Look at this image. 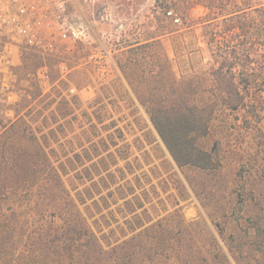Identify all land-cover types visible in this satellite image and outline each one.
<instances>
[{
  "label": "rangeland",
  "instance_id": "obj_1",
  "mask_svg": "<svg viewBox=\"0 0 264 264\" xmlns=\"http://www.w3.org/2000/svg\"><path fill=\"white\" fill-rule=\"evenodd\" d=\"M167 1L163 4L172 6V17L156 9L154 0H103L86 7L122 81L85 45L70 54L45 57L32 49H16L10 92L0 83V146L24 147L36 138L65 190L63 197L50 187L10 195L6 189L24 178L13 177L6 173L7 164L0 165V191L8 195H0V223L23 227L26 238L15 233L13 243H26L20 252L24 260L89 264L86 240L59 236L61 218L55 207H61L84 222L104 251L122 246L124 258L118 264H264V255L252 246L255 223L264 231V114L250 126L243 111L220 115L200 143L215 169H178L151 126L147 107L137 101V96L169 95V74L181 82L212 63L201 23L209 14L216 17V6L206 10L201 0ZM225 1L232 5L228 12L237 16L255 13L249 0ZM263 3L252 5L262 8ZM147 40L154 43L146 59L126 55L127 46ZM29 55L31 65L22 70ZM136 58L141 68L132 76L124 66ZM43 64L49 90L36 80ZM157 74L167 88L153 91ZM125 76L134 82L133 89ZM11 124L16 125L13 130ZM134 210L145 227L160 226L125 246L139 232L131 233L125 225L133 221ZM156 239L164 243L163 253L154 251ZM18 254L12 259L0 254V263ZM97 264L113 263L104 258Z\"/></svg>",
  "mask_w": 264,
  "mask_h": 264
},
{
  "label": "trees",
  "instance_id": "obj_2",
  "mask_svg": "<svg viewBox=\"0 0 264 264\" xmlns=\"http://www.w3.org/2000/svg\"><path fill=\"white\" fill-rule=\"evenodd\" d=\"M255 1L259 0H249L248 4L250 8H255L253 11L255 13L241 17L228 12L232 6L229 1L201 0L203 8L211 10L216 6L217 11L215 18L211 19L209 14L201 23L202 35L212 61L211 66L208 70L181 82L176 80L173 73L169 74L167 87L170 93L165 97L149 96L143 99L137 96V101L147 107L146 113L150 124L178 169L194 168L201 171L215 169L210 154L200 143L208 137L213 122L220 115L231 116L243 111L251 121L253 120L251 122L247 118L244 119L245 125L250 126L259 121L260 114H264V3L262 8H257L256 5H252ZM154 3L156 9L163 10L164 16L172 7L164 5L159 0H154ZM152 43H154L152 40H147L129 45L125 48L126 55L139 56V60L142 61ZM30 60H32L30 55L23 59L22 70L30 67ZM139 60L136 58L132 62L130 59L124 66L125 72L129 71L134 76L136 70L141 68ZM121 69L124 74V69ZM157 75L153 78L157 80V86L153 91H158L159 87L167 88L161 85L163 80L159 74ZM125 78L129 87L133 89L134 82L128 80L127 76ZM232 121L236 122L237 119L234 118ZM15 126L11 124L10 130ZM1 164H7L6 173L19 179L24 178L6 189L10 195L18 196L20 191L38 192L50 187V190L56 189L58 195L64 196L65 190L60 175L36 138H29L24 147L2 144ZM85 172L89 176L88 171ZM0 195L8 196L4 194V189L0 191ZM55 208L61 218V223L57 227L59 236L74 234L79 236V239L86 240V252L90 255L86 259L90 260L89 264H97L104 258L118 264L124 258V255H121L122 246L116 245L104 251L92 231L83 225V221H78L71 211L67 212L61 207H59L61 210ZM131 214H134L133 221L126 220L125 225L131 233L138 230L139 232L126 241L127 244L126 242L123 244L125 246L160 226V223H157L145 227L144 222L135 214V210ZM255 224L252 246L258 253L264 255V231L260 230L258 222ZM15 233L19 236L18 239L26 236L19 224L0 223V254L12 255V259L14 254L19 252L13 261L0 264H32L24 260L23 253H20L23 252L22 248H26V243L21 241L13 243ZM163 245L164 243L161 244L159 239H156L154 251L163 253L165 249ZM26 252L29 255L30 249ZM127 258L132 260V256Z\"/></svg>",
  "mask_w": 264,
  "mask_h": 264
},
{
  "label": "built area",
  "instance_id": "obj_3",
  "mask_svg": "<svg viewBox=\"0 0 264 264\" xmlns=\"http://www.w3.org/2000/svg\"><path fill=\"white\" fill-rule=\"evenodd\" d=\"M103 0H0V83L10 92L14 74L12 63L16 49L35 50L42 57L72 53L78 45L97 51L104 65H111L122 81L115 64L110 63V52L104 36H98L86 7ZM167 3V0H159ZM70 4L72 6H70ZM172 12L167 16L172 17ZM178 22L177 19H174ZM103 42V43H102ZM61 51V52H60ZM100 63V62H99ZM62 73L64 62L59 63ZM40 87L49 90V73L45 64L36 72Z\"/></svg>",
  "mask_w": 264,
  "mask_h": 264
}]
</instances>
